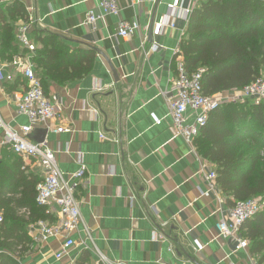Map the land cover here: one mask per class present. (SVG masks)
I'll use <instances>...</instances> for the list:
<instances>
[{"label":"crops","instance_id":"obj_1","mask_svg":"<svg viewBox=\"0 0 264 264\" xmlns=\"http://www.w3.org/2000/svg\"><path fill=\"white\" fill-rule=\"evenodd\" d=\"M12 1L0 0V6ZM17 1L31 22L30 40L35 28L57 35L70 48L94 51L87 75L63 82L46 80L45 94L56 116L32 124L27 136L32 143L46 142L64 177L85 168L75 187L81 221L69 236L74 244L57 259L66 236L34 241L37 221L54 224L58 219L55 205L44 206L40 219L23 225L30 244L16 253L18 264H92L97 251L124 264H258L248 247L236 249L239 232L217 231L215 224L229 207L216 181L210 186L205 180L215 165L199 155L193 140L188 143L175 136L168 116L166 99L174 94L176 61L182 58L179 43L190 12L203 0H145L138 5L114 0L120 7L118 16L105 15L101 0ZM169 4L177 6L170 12ZM89 12L102 17L89 24ZM122 20L139 26L126 39L116 36ZM20 22L12 23L15 36ZM157 23L165 25L155 35ZM11 61L0 64L8 66ZM4 69L11 70L14 79L0 82V116L18 131L28 124L17 113L14 99L25 88V80L12 68ZM193 117L190 113L187 122ZM58 126L69 131L54 133ZM3 135L0 128V187L6 198L17 200L20 177L26 185L40 181L41 170L33 159L12 153ZM12 159H21L20 168Z\"/></svg>","mask_w":264,"mask_h":264},{"label":"trees","instance_id":"obj_2","mask_svg":"<svg viewBox=\"0 0 264 264\" xmlns=\"http://www.w3.org/2000/svg\"><path fill=\"white\" fill-rule=\"evenodd\" d=\"M15 21H29L23 3L15 0L0 6V62L28 52L19 50ZM31 40L36 47L30 60L44 94L48 78L78 80L91 71L94 51L70 48L57 35L35 28ZM179 53L187 72L204 69L201 84L206 96L240 90L258 78L264 81V0L201 1L189 14ZM192 143L199 155L215 165V181L226 206L264 194V101L218 106L209 112ZM12 160L20 168L21 159ZM20 178V199L6 198L0 187V264H18L16 253L30 244L23 225L36 222L43 212L35 202L39 180L26 185ZM238 232L248 241L257 263L264 264V209L244 221Z\"/></svg>","mask_w":264,"mask_h":264},{"label":"built area","instance_id":"obj_3","mask_svg":"<svg viewBox=\"0 0 264 264\" xmlns=\"http://www.w3.org/2000/svg\"><path fill=\"white\" fill-rule=\"evenodd\" d=\"M145 0H130L132 4H142ZM100 6L105 15L118 16L120 7L114 0H101ZM177 4H169L168 10L171 12ZM187 12V10H186ZM102 17L101 14L89 12L86 18L87 23L94 24ZM165 24L157 23L153 26L152 33L157 35ZM31 22H20L16 25V37L22 48L32 52L34 45L28 37ZM171 27L172 24H167ZM138 22L119 21L116 36L129 38L138 29ZM12 68L25 80V88L14 95L16 110L19 115L27 118L28 124L21 125L18 131L7 126L0 116V128L3 129V142L10 151L17 156L31 158L41 170V179L36 185L35 202L38 206L55 205L58 212L57 222L48 224L45 221H37V236L34 241L43 242L47 239L63 234L66 239L61 246L56 258L60 259L65 255L69 247L74 244L70 234L77 229L81 221L79 203L75 198V187L85 174L84 166H80L71 176L64 177L58 169L55 154L47 148L46 142L32 143L27 140V136L32 129V124L52 120L56 116V111L50 100L44 94L39 77L36 75L33 64L29 56L17 55L8 66L0 64V82H10L14 79L13 72L4 68ZM176 77L173 80L172 89L174 94L167 95L168 116L172 122L175 136L181 137L186 142L191 143L198 134L200 128L205 125L207 115L218 106L235 101L249 100L253 103L264 101V81L258 78L254 82L237 90L232 89L224 93L213 96H206L203 93L201 79L204 73L203 68H198L194 72H187L182 58L176 61ZM166 93L164 94V96ZM194 114L193 122L188 123V116ZM155 124H160L155 120ZM69 128L58 126L53 129L54 133L67 132ZM104 138V136H100ZM192 152L194 151L191 149ZM215 171L209 170L205 174V180L210 186L215 185ZM264 208L263 197L258 196L247 201L237 202L229 207L225 216L221 217L215 227L222 235L237 234L244 221ZM2 217L0 214V223ZM248 241L237 238L236 249L247 248ZM97 259L92 264H124L119 261L109 260L101 252L97 251ZM253 264V262L251 261Z\"/></svg>","mask_w":264,"mask_h":264},{"label":"rangeland","instance_id":"obj_4","mask_svg":"<svg viewBox=\"0 0 264 264\" xmlns=\"http://www.w3.org/2000/svg\"><path fill=\"white\" fill-rule=\"evenodd\" d=\"M221 93H224V92H221ZM230 102V101H229ZM228 103V102H227ZM261 197H263V195H261ZM264 209V208H263Z\"/></svg>","mask_w":264,"mask_h":264},{"label":"water","instance_id":"obj_5","mask_svg":"<svg viewBox=\"0 0 264 264\" xmlns=\"http://www.w3.org/2000/svg\"><path fill=\"white\" fill-rule=\"evenodd\" d=\"M148 35H149L148 38H150V33Z\"/></svg>","mask_w":264,"mask_h":264}]
</instances>
